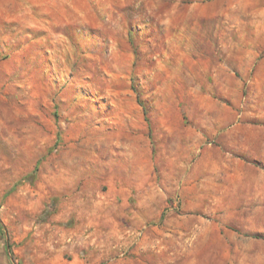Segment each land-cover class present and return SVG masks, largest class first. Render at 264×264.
I'll return each instance as SVG.
<instances>
[{"label":"rangeland","instance_id":"1","mask_svg":"<svg viewBox=\"0 0 264 264\" xmlns=\"http://www.w3.org/2000/svg\"><path fill=\"white\" fill-rule=\"evenodd\" d=\"M0 264H264V0H0Z\"/></svg>","mask_w":264,"mask_h":264},{"label":"crops","instance_id":"2","mask_svg":"<svg viewBox=\"0 0 264 264\" xmlns=\"http://www.w3.org/2000/svg\"><path fill=\"white\" fill-rule=\"evenodd\" d=\"M116 198L118 199V195L116 196ZM105 210L106 208H104L102 204L98 203V205H96V208H94V210L90 214V216L92 217V222H95L99 225L106 224V222L109 221V214L107 215Z\"/></svg>","mask_w":264,"mask_h":264}]
</instances>
